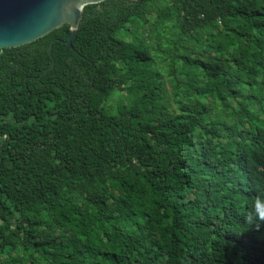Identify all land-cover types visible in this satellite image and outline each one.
Masks as SVG:
<instances>
[{
    "label": "trees",
    "instance_id": "1",
    "mask_svg": "<svg viewBox=\"0 0 264 264\" xmlns=\"http://www.w3.org/2000/svg\"><path fill=\"white\" fill-rule=\"evenodd\" d=\"M69 33L0 50V264H264V0H106Z\"/></svg>",
    "mask_w": 264,
    "mask_h": 264
},
{
    "label": "water",
    "instance_id": "2",
    "mask_svg": "<svg viewBox=\"0 0 264 264\" xmlns=\"http://www.w3.org/2000/svg\"><path fill=\"white\" fill-rule=\"evenodd\" d=\"M103 1L106 0H0V50L35 42L68 24L70 33L64 44L76 53L72 40L78 32L83 8ZM52 67L53 62L49 69Z\"/></svg>",
    "mask_w": 264,
    "mask_h": 264
},
{
    "label": "clouds",
    "instance_id": "3",
    "mask_svg": "<svg viewBox=\"0 0 264 264\" xmlns=\"http://www.w3.org/2000/svg\"><path fill=\"white\" fill-rule=\"evenodd\" d=\"M244 219L249 228L259 231L261 224H264V197L254 198L252 207L247 210Z\"/></svg>",
    "mask_w": 264,
    "mask_h": 264
}]
</instances>
